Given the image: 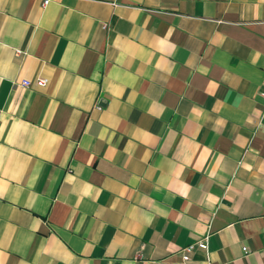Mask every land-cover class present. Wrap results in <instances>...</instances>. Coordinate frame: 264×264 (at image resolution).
<instances>
[{
    "label": "crops",
    "instance_id": "0c3cea01",
    "mask_svg": "<svg viewBox=\"0 0 264 264\" xmlns=\"http://www.w3.org/2000/svg\"><path fill=\"white\" fill-rule=\"evenodd\" d=\"M263 82L264 0H0V264H264Z\"/></svg>",
    "mask_w": 264,
    "mask_h": 264
},
{
    "label": "built area",
    "instance_id": "2783aa9c",
    "mask_svg": "<svg viewBox=\"0 0 264 264\" xmlns=\"http://www.w3.org/2000/svg\"><path fill=\"white\" fill-rule=\"evenodd\" d=\"M48 3V1H44L43 5H46ZM18 54H20L19 51H17ZM48 80L45 78H40L37 77L33 80H22L19 85L23 88H43L47 85ZM264 85V82H263ZM261 97L264 99V92L261 93ZM97 109L100 110V107H97ZM208 238H209V233H207L203 238L195 241L194 243L183 247L182 249H180L179 253H180V257H181V261L183 263H186L190 257V253L195 249V248H200L202 249L206 254H207V249H208Z\"/></svg>",
    "mask_w": 264,
    "mask_h": 264
}]
</instances>
